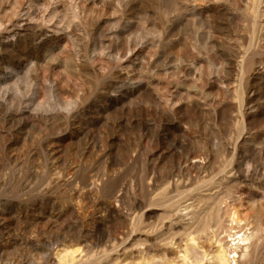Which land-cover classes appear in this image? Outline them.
Segmentation results:
<instances>
[{
  "label": "rangeland",
  "instance_id": "374dc122",
  "mask_svg": "<svg viewBox=\"0 0 264 264\" xmlns=\"http://www.w3.org/2000/svg\"><path fill=\"white\" fill-rule=\"evenodd\" d=\"M2 102L0 264H264V0H0Z\"/></svg>",
  "mask_w": 264,
  "mask_h": 264
},
{
  "label": "bare ground",
  "instance_id": "6f19581e",
  "mask_svg": "<svg viewBox=\"0 0 264 264\" xmlns=\"http://www.w3.org/2000/svg\"><path fill=\"white\" fill-rule=\"evenodd\" d=\"M25 4V3H24ZM28 4V3H27ZM27 6V5H26ZM55 6H57V5H55ZM58 7V6H57ZM56 7V9H58ZM30 10V9H29ZM24 11H26V10H24ZM30 13V12H29ZM28 12L27 13H24V15L22 16V17H20V18H18V22L17 23H19V28H20V30H22V29H29L30 27H32V23H31V21L28 19V17L29 16H31L30 14H29ZM35 22V21H34ZM15 30L13 29V28H10V26H9V28H7V30H6V33L9 35V36H12V35H14L15 36V33L16 32H14ZM64 34V33H63ZM13 36V37H14ZM42 36V35H41ZM40 36V37H41ZM9 39V38H8ZM73 68L75 69H81L80 68V66H73ZM54 85V84H53ZM9 96V93H8V91L5 93V95H4V102L6 103V102H8L7 101V97ZM2 98V97H1ZM4 102H2V103H0V111L1 110H3L4 109ZM9 107V106H8ZM41 112V111H40ZM45 115V114H44ZM3 116V115H2ZM17 117V116H16ZM35 117H38V116H35ZM35 117L34 116H32V115H30L29 116V118L31 119L32 118V124H33V122H34V119H35ZM18 122V121H17ZM46 123V122H45ZM30 131V130H29ZM26 139V138H25ZM12 147V146H11ZM22 152V151H21ZM0 166H1V163H0ZM3 185V184H2ZM47 191V190H46ZM115 209V208H114ZM9 213V212H8ZM55 219V218H54ZM15 224V223H14ZM8 228H10V227H8ZM1 229V228H0ZM9 238V237H8ZM238 239H234L233 241L235 242V241H237ZM35 241V240H34ZM241 241H245V239H244V236L242 237V239H241ZM242 243V242H241ZM35 244V243H34ZM5 245V244H4ZM3 246V245H2ZM234 246H236L237 247V245H234ZM232 248V247H231ZM236 250V249H235ZM231 253H235V251L233 250V252H231ZM4 254H5V252H4V250L2 249V247H0V259H2L3 258V256H4ZM227 254H228V251H226L225 249H221V251H220V253H219V255H218V258L223 262V263H227L228 264V262H229V259L227 258ZM28 258V257H27ZM3 262V261H2ZM33 263V262H32Z\"/></svg>",
  "mask_w": 264,
  "mask_h": 264
}]
</instances>
